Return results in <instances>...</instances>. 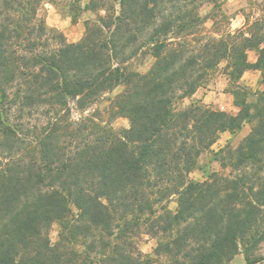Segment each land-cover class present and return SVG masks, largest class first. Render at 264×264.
Segmentation results:
<instances>
[{
  "label": "trees",
  "instance_id": "16d2710c",
  "mask_svg": "<svg viewBox=\"0 0 264 264\" xmlns=\"http://www.w3.org/2000/svg\"><path fill=\"white\" fill-rule=\"evenodd\" d=\"M47 3L97 18L69 43ZM226 3L0 0V264H264V15L233 32ZM222 63L239 111L184 105ZM248 71L259 90L240 86ZM207 153L229 172L201 165Z\"/></svg>",
  "mask_w": 264,
  "mask_h": 264
},
{
  "label": "rangeland",
  "instance_id": "374dc122",
  "mask_svg": "<svg viewBox=\"0 0 264 264\" xmlns=\"http://www.w3.org/2000/svg\"><path fill=\"white\" fill-rule=\"evenodd\" d=\"M87 1V0H86ZM225 9L231 18L229 30L236 31L238 29H245L248 23H252L258 19H261L264 15V0H227ZM211 8L205 7L203 9V15L207 16L210 14ZM59 11L53 5L45 4L43 14L45 20L51 28L60 31L69 43L79 42L86 33V22L94 20L97 17L91 12H85L77 19L76 22L65 13ZM248 19V21H247ZM207 29L211 33H215L212 22L206 23ZM214 31V32H213ZM143 60V63L140 64ZM134 67L137 68L141 73H146L154 64V58L147 56L142 57ZM249 60L255 62L257 60L256 52L249 53ZM261 72L260 71H248L246 72L241 81L240 86L245 89L257 91L261 88L260 86ZM229 80L228 75L225 73V63H222L220 67L214 72L208 79V82L200 88L191 98L184 101V105H189L192 102L196 104H203L210 107L213 110L223 111L231 114H236L239 111L238 105L235 103V98L232 94L234 85ZM123 91V87H119L111 95L115 97ZM107 103L95 106L94 109H104ZM89 111V112H90ZM77 116V115H76ZM75 116V117H76ZM113 126L116 129H128L130 124L125 118L117 119ZM252 125L246 124L242 130L235 133L225 132L220 136L217 144L214 145L213 150L218 151L219 149L230 144L232 147H237L241 141L251 132ZM213 154L207 153L200 159L201 165H204L208 171L215 170L223 173H228V169H222L221 164L212 161ZM191 178L202 181L204 179L203 173L200 170L194 171ZM169 208L172 211H176L177 203L172 200L169 204ZM51 235L53 240L57 239V226L52 228ZM157 247V240L149 235H143L140 242V249L146 255H154V251ZM264 252V248H263ZM163 260H159L155 264H163ZM231 264H246L243 254L236 256Z\"/></svg>",
  "mask_w": 264,
  "mask_h": 264
}]
</instances>
